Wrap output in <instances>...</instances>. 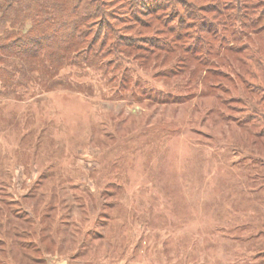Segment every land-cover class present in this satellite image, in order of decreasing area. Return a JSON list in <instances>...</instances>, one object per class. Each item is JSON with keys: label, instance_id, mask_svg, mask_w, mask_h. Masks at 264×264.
<instances>
[{"label": "rangeland", "instance_id": "rangeland-1", "mask_svg": "<svg viewBox=\"0 0 264 264\" xmlns=\"http://www.w3.org/2000/svg\"><path fill=\"white\" fill-rule=\"evenodd\" d=\"M106 1L132 39L133 15ZM156 35L141 33L168 39ZM252 37L264 60V34ZM189 44L124 49L104 60L117 68H64L66 86L1 92L0 264H264L258 96L194 57L182 67Z\"/></svg>", "mask_w": 264, "mask_h": 264}, {"label": "trees", "instance_id": "trees-1", "mask_svg": "<svg viewBox=\"0 0 264 264\" xmlns=\"http://www.w3.org/2000/svg\"><path fill=\"white\" fill-rule=\"evenodd\" d=\"M119 1L127 7V13L119 14L133 15L128 19L135 29L132 39L114 30L106 0H0V94L19 98L25 87L66 86L59 76L64 68L98 70L112 63L117 68L119 62L104 60L123 55L124 49L142 55L172 53L179 49L177 43L194 40L179 63L184 67L194 57L198 66L223 78L227 89L240 85L244 93L258 96V109L251 108L250 116L264 137V60L251 42L252 36L264 34V0H206L200 6L190 0ZM142 12L147 23L140 19ZM144 28L167 36V41L142 38ZM195 32L199 37L191 36ZM208 57L216 60L207 62Z\"/></svg>", "mask_w": 264, "mask_h": 264}]
</instances>
